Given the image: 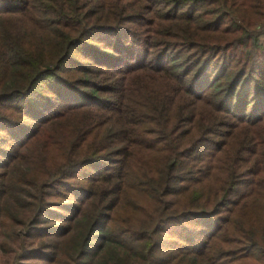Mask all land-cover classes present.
Returning a JSON list of instances; mask_svg holds the SVG:
<instances>
[{"label": "trees", "instance_id": "trees-1", "mask_svg": "<svg viewBox=\"0 0 264 264\" xmlns=\"http://www.w3.org/2000/svg\"><path fill=\"white\" fill-rule=\"evenodd\" d=\"M0 264H264V0H0Z\"/></svg>", "mask_w": 264, "mask_h": 264}]
</instances>
